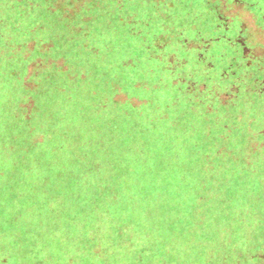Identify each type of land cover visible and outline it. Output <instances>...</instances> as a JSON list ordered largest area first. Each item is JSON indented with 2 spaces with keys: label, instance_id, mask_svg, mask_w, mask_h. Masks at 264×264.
<instances>
[{
  "label": "trees",
  "instance_id": "trees-1",
  "mask_svg": "<svg viewBox=\"0 0 264 264\" xmlns=\"http://www.w3.org/2000/svg\"><path fill=\"white\" fill-rule=\"evenodd\" d=\"M171 7L0 0V264H264V62Z\"/></svg>",
  "mask_w": 264,
  "mask_h": 264
},
{
  "label": "rangeland",
  "instance_id": "rangeland-1",
  "mask_svg": "<svg viewBox=\"0 0 264 264\" xmlns=\"http://www.w3.org/2000/svg\"><path fill=\"white\" fill-rule=\"evenodd\" d=\"M171 7L177 15V20L188 22L187 14L193 13L198 22L205 14L218 15L224 19L221 29H226L223 35L232 38H241L242 43L249 47L247 59L254 62H264V0H173ZM158 3L152 8L156 16L165 10ZM161 5V6H160ZM150 11V10H149ZM219 43H222L221 41ZM150 224V222H146Z\"/></svg>",
  "mask_w": 264,
  "mask_h": 264
}]
</instances>
